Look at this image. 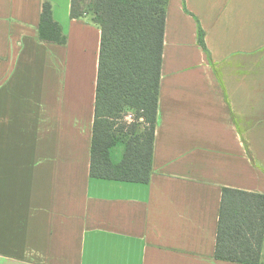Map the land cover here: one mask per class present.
Masks as SVG:
<instances>
[{
  "label": "crops",
  "instance_id": "obj_1",
  "mask_svg": "<svg viewBox=\"0 0 264 264\" xmlns=\"http://www.w3.org/2000/svg\"><path fill=\"white\" fill-rule=\"evenodd\" d=\"M43 1L0 0V264H241L214 250L221 188L264 194V0H167L147 183L89 175L100 29L47 0L40 41Z\"/></svg>",
  "mask_w": 264,
  "mask_h": 264
},
{
  "label": "trees",
  "instance_id": "obj_2",
  "mask_svg": "<svg viewBox=\"0 0 264 264\" xmlns=\"http://www.w3.org/2000/svg\"><path fill=\"white\" fill-rule=\"evenodd\" d=\"M167 0H70V17L100 29L89 175L147 183L152 171ZM38 39L66 44L52 4L41 5ZM197 41L206 49L203 30ZM134 112L127 122V111ZM122 147L121 153L118 147ZM264 194L221 188L214 257L259 264Z\"/></svg>",
  "mask_w": 264,
  "mask_h": 264
},
{
  "label": "rangeland",
  "instance_id": "obj_3",
  "mask_svg": "<svg viewBox=\"0 0 264 264\" xmlns=\"http://www.w3.org/2000/svg\"><path fill=\"white\" fill-rule=\"evenodd\" d=\"M88 19H89V17H88ZM127 113L128 114H131L132 115V117L131 118H128V119H124V121H127V122H130V121H133L132 119H134V112L131 110H128L127 111ZM127 118V117H126Z\"/></svg>",
  "mask_w": 264,
  "mask_h": 264
},
{
  "label": "built area",
  "instance_id": "obj_4",
  "mask_svg": "<svg viewBox=\"0 0 264 264\" xmlns=\"http://www.w3.org/2000/svg\"><path fill=\"white\" fill-rule=\"evenodd\" d=\"M131 117H132V115H131V114H128V115H127V119H128V118H131Z\"/></svg>",
  "mask_w": 264,
  "mask_h": 264
}]
</instances>
